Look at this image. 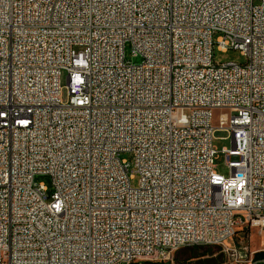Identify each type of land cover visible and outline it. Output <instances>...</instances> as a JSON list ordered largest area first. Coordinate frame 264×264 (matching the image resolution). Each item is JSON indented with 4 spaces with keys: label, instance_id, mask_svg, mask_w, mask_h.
I'll use <instances>...</instances> for the list:
<instances>
[{
    "label": "built area",
    "instance_id": "2783aa9c",
    "mask_svg": "<svg viewBox=\"0 0 264 264\" xmlns=\"http://www.w3.org/2000/svg\"><path fill=\"white\" fill-rule=\"evenodd\" d=\"M248 226L264 231V0H0V264L169 262Z\"/></svg>",
    "mask_w": 264,
    "mask_h": 264
},
{
    "label": "rangeland",
    "instance_id": "374dc122",
    "mask_svg": "<svg viewBox=\"0 0 264 264\" xmlns=\"http://www.w3.org/2000/svg\"><path fill=\"white\" fill-rule=\"evenodd\" d=\"M213 62L215 64H222L227 62H235L238 64L244 63V57L238 51L227 50L225 52L213 50ZM124 61L131 64H139L140 58L133 57L130 53V48L127 45L124 49ZM60 85L62 86L61 97L62 100L67 98L66 90V73L62 72L60 75ZM220 112L213 113V126H217V119ZM228 135L223 132H216L214 134L213 146L217 151V157L214 161L215 172L222 176H229V168L226 165V160L222 149H230L231 142ZM120 159L131 161V156L127 153L120 154ZM131 176L130 182L133 187L138 185V177ZM36 183L43 184L46 188L47 194L52 193V185L50 178L45 175H38L34 178ZM264 231L260 232L258 228L251 226L238 227L235 230L234 236L225 242V246H203L195 249L183 248L174 252L172 260L169 262H158L141 260L138 262H151L161 264H253V255L255 252L264 250ZM264 264V263H262Z\"/></svg>",
    "mask_w": 264,
    "mask_h": 264
},
{
    "label": "trees",
    "instance_id": "16d2710c",
    "mask_svg": "<svg viewBox=\"0 0 264 264\" xmlns=\"http://www.w3.org/2000/svg\"><path fill=\"white\" fill-rule=\"evenodd\" d=\"M191 249H195V248H191ZM253 260H254V261L264 260V252H257V253H254V255H253ZM132 264H161V263L135 262V263H132Z\"/></svg>",
    "mask_w": 264,
    "mask_h": 264
},
{
    "label": "water",
    "instance_id": "95a60500",
    "mask_svg": "<svg viewBox=\"0 0 264 264\" xmlns=\"http://www.w3.org/2000/svg\"><path fill=\"white\" fill-rule=\"evenodd\" d=\"M262 263H264V260L256 261V262H254L253 264H262Z\"/></svg>",
    "mask_w": 264,
    "mask_h": 264
},
{
    "label": "crops",
    "instance_id": "0c3cea01",
    "mask_svg": "<svg viewBox=\"0 0 264 264\" xmlns=\"http://www.w3.org/2000/svg\"><path fill=\"white\" fill-rule=\"evenodd\" d=\"M262 244H264V242H262ZM259 252H264V250H262V251H259ZM255 253H257V252H255Z\"/></svg>",
    "mask_w": 264,
    "mask_h": 264
}]
</instances>
